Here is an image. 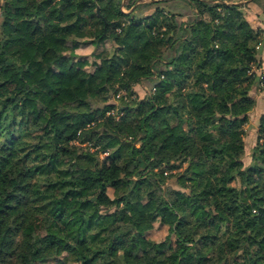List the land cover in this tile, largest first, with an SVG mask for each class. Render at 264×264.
I'll return each mask as SVG.
<instances>
[{
  "label": "trees",
  "instance_id": "obj_1",
  "mask_svg": "<svg viewBox=\"0 0 264 264\" xmlns=\"http://www.w3.org/2000/svg\"><path fill=\"white\" fill-rule=\"evenodd\" d=\"M254 1L0 0V264H264Z\"/></svg>",
  "mask_w": 264,
  "mask_h": 264
},
{
  "label": "rangeland",
  "instance_id": "obj_2",
  "mask_svg": "<svg viewBox=\"0 0 264 264\" xmlns=\"http://www.w3.org/2000/svg\"><path fill=\"white\" fill-rule=\"evenodd\" d=\"M128 0H122V3H123V11L124 12H127L129 9L127 8V6L125 4H127ZM250 2L246 3V9H244V12H245V16L246 18L250 16V9H248L247 5L249 4ZM252 11V10H251ZM186 13V11H185ZM251 20H256V18L254 16H250ZM261 19L264 21V16L262 15L261 16ZM248 20V19H247ZM249 21V20H248ZM250 22V21H249ZM257 22V21H256ZM255 23V22H254ZM255 25H258L257 23ZM253 26V24H252ZM254 27V26H253ZM255 28V27H254ZM264 38V36H263ZM264 48V42L262 44V50ZM91 48H87V49H83V54H88L90 52ZM92 61V60H91ZM88 70L90 69L91 71L94 69V67H88L87 68ZM151 88V84L148 80H143L140 84L136 85L134 87V90H135V93L137 95L138 98H144L145 95L149 92ZM264 95V90L259 92L257 91L256 89H253L252 90V96L255 98L256 102L258 103L257 107H255V110L253 111V115H251V121L250 123L246 126V135H245V141H246V152L242 158V161L243 163L246 165L248 164L249 162V149H250V146L254 143L255 141V133H256V128H257V123H256V120H257V114L258 113V110L260 108V104H261V101L262 99H259L261 98V96ZM175 132L178 134L179 132L177 130H175ZM179 135V134H178ZM105 154L102 155V157H104ZM173 183V181H171ZM106 192L107 194L112 197L113 196V187H107L106 188ZM168 234V231H167V227L166 226H162L160 224H158L157 222L154 223V227L153 229H151L150 231H148L145 235H143L141 238H140V244L142 246L145 245V241L147 239L149 240H153V241H156V242H160V241H163L166 236Z\"/></svg>",
  "mask_w": 264,
  "mask_h": 264
},
{
  "label": "crops",
  "instance_id": "obj_3",
  "mask_svg": "<svg viewBox=\"0 0 264 264\" xmlns=\"http://www.w3.org/2000/svg\"><path fill=\"white\" fill-rule=\"evenodd\" d=\"M248 9H250V13L252 14V16H254L256 18V20H251L250 16L247 17V19L250 21L251 24H253V26L255 28H260L263 30V36H264V21L261 19V16L263 15L264 16V0H256L254 2H250L248 5H247ZM246 9V7H245ZM252 10V11H251ZM247 16V15H246ZM257 21V22H256ZM255 22V23H254ZM258 24V25H255V24ZM83 51V50H82ZM263 51H264V48H263ZM259 99H262L260 100L261 102L264 101V95L261 96V98ZM258 102V101H257ZM256 102V104L258 105V103ZM262 112V108L260 106L259 110H258V113L257 114V117L261 114ZM253 115V112L252 114H250V116ZM250 121H251V117H250ZM249 121V123H250ZM257 130V128H256Z\"/></svg>",
  "mask_w": 264,
  "mask_h": 264
},
{
  "label": "built area",
  "instance_id": "obj_4",
  "mask_svg": "<svg viewBox=\"0 0 264 264\" xmlns=\"http://www.w3.org/2000/svg\"><path fill=\"white\" fill-rule=\"evenodd\" d=\"M232 3H243L244 0H230ZM261 73L264 76V62L262 64V68H261ZM122 95V92H120L117 97L119 98V96Z\"/></svg>",
  "mask_w": 264,
  "mask_h": 264
}]
</instances>
